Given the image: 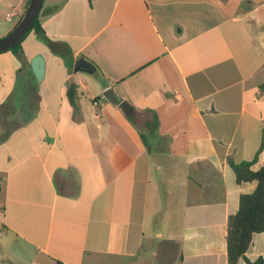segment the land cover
Listing matches in <instances>:
<instances>
[{
	"label": "crops",
	"instance_id": "1",
	"mask_svg": "<svg viewBox=\"0 0 264 264\" xmlns=\"http://www.w3.org/2000/svg\"><path fill=\"white\" fill-rule=\"evenodd\" d=\"M27 3L0 0V39ZM39 20L47 39L0 53V264H227L257 187L227 160L264 167V0H44Z\"/></svg>",
	"mask_w": 264,
	"mask_h": 264
},
{
	"label": "trees",
	"instance_id": "2",
	"mask_svg": "<svg viewBox=\"0 0 264 264\" xmlns=\"http://www.w3.org/2000/svg\"><path fill=\"white\" fill-rule=\"evenodd\" d=\"M29 2L30 0H28L27 7ZM39 18L40 13L28 33L11 49V51L19 53L22 49V41L32 31L38 36L47 39ZM48 43L55 53H60V49L62 48L61 45L53 43L52 41H49ZM67 95L71 105L74 109H77V86L75 84L69 86ZM133 117L134 116H131L129 119L134 121ZM148 127L150 136L157 138L159 121L156 115L153 116V122H150ZM159 139L161 141L163 140V138ZM142 140L144 141V144L148 146V140L145 135H142ZM227 162L234 171L236 182L238 184L252 181L257 182V187L252 194L240 196L238 211L235 214L230 215L228 218L226 236L227 264H238L240 259H244L249 264H264V257H259L254 262H250L246 257V253L252 243L253 235L264 232V167L254 171L252 169V162L235 163L231 158H228Z\"/></svg>",
	"mask_w": 264,
	"mask_h": 264
},
{
	"label": "water",
	"instance_id": "3",
	"mask_svg": "<svg viewBox=\"0 0 264 264\" xmlns=\"http://www.w3.org/2000/svg\"><path fill=\"white\" fill-rule=\"evenodd\" d=\"M43 2L44 0H30L27 10L25 11L19 23L13 28L11 32L0 39V53L11 50L28 33L42 9ZM31 66L35 78L38 82H41L45 73V61L42 56H36L32 60ZM74 70H84L89 73H94L96 68L93 64L85 61L83 58H78L75 62ZM103 96L114 105H117L126 116H131L134 113V107L127 101L118 97L115 94L113 88L106 89L103 93Z\"/></svg>",
	"mask_w": 264,
	"mask_h": 264
},
{
	"label": "rangeland",
	"instance_id": "4",
	"mask_svg": "<svg viewBox=\"0 0 264 264\" xmlns=\"http://www.w3.org/2000/svg\"><path fill=\"white\" fill-rule=\"evenodd\" d=\"M1 20H3V18H1ZM5 37V36H4ZM143 117H139V119H138V123H139V125H140V127L142 128V130L143 129H145L144 127H145V124H144V122H143ZM160 252V250L159 249H157V248H152V249H150L148 252H147V254H145L148 258H150V259H153L154 257H155V255H154V253H159ZM170 252H174V250H171Z\"/></svg>",
	"mask_w": 264,
	"mask_h": 264
},
{
	"label": "built area",
	"instance_id": "5",
	"mask_svg": "<svg viewBox=\"0 0 264 264\" xmlns=\"http://www.w3.org/2000/svg\"><path fill=\"white\" fill-rule=\"evenodd\" d=\"M9 17H11V15H9Z\"/></svg>",
	"mask_w": 264,
	"mask_h": 264
}]
</instances>
